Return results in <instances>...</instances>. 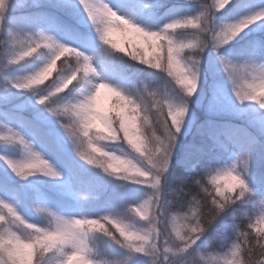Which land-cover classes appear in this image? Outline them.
<instances>
[{
    "label": "snow or ice",
    "instance_id": "obj_1",
    "mask_svg": "<svg viewBox=\"0 0 264 264\" xmlns=\"http://www.w3.org/2000/svg\"><path fill=\"white\" fill-rule=\"evenodd\" d=\"M195 2L199 3L200 0ZM77 5L82 6L86 18ZM229 5H232L229 14L238 18L220 24L214 23L216 14ZM53 6L68 13L69 19L60 21L64 32L77 33L91 43L86 31L90 23L97 33V39L104 45L133 61L160 71L164 62L169 59L170 52L171 60L175 61L184 48L196 46L192 41L177 40L175 35L178 32L188 34L200 30L202 20L213 22L211 36L217 52L229 45L246 28L264 21V0H238L235 5L233 0H228L226 5L221 0H212L210 5H202L203 10L196 15L173 18L158 29L146 28L131 18L118 15L103 0H76L75 3L73 0H55ZM17 12L14 0H0V32H6V41L0 39V44L8 45L0 53V68L18 65L41 49H52L53 54L42 68L31 74L15 78L4 77V93L0 94V115L4 117L0 119V161H3L6 169L5 174L0 176V192L13 198L17 195H31L20 193L13 177L26 180L39 172L53 179L60 178L61 172L57 165L62 164L70 169L73 163L69 156V147L74 150L70 141L77 133L92 129L104 132L111 141H118L128 149H121L120 154L113 151L114 163L104 166L103 172L118 181H132L144 185L152 189V192L142 202L128 204L122 209L99 216L83 213L79 216L72 215L70 206L65 208L68 214H64L47 203L37 204L36 213L50 218L46 223L29 222L19 214L13 204L0 197V264H129L138 256L154 258L151 264H156L157 261L160 264H186L183 259L178 258L192 253L193 250L198 259L192 261V264H264V251H261L264 249V200L260 201L259 213L249 217L246 226L242 227L235 216L230 221H224V230L231 227L235 232V240L230 245L226 239L219 238L218 232L214 239L202 240L208 229L223 219L225 210L238 200L237 196L244 194L242 190L236 192L228 184L220 187V180L234 168H210L206 175L208 183L213 185L211 191L201 180H196L195 183L200 185L199 191L191 194L192 198L187 202L186 210L184 204L175 212L165 205V173L176 148L177 136L181 132L180 128L179 133H176L172 125H179L178 117L185 119V109L188 112L189 101L201 88V76L198 86L196 78H192L195 95L185 98L181 104H174L166 96H157L156 92L149 91L147 85L141 91L125 89L99 78L93 84L85 78L95 73V69L90 62L91 58L82 51L60 42L54 35L44 32L22 33L17 28H6L10 21L19 16ZM117 22L121 27H113ZM81 26L85 30L82 31ZM114 29L138 37L141 43L130 42V48L117 44L110 38ZM21 34L27 38V47L18 51L16 45ZM252 43L254 51L256 41ZM68 57L77 59L71 70L65 71L62 66L68 62ZM217 58L231 82V93L241 104L250 101L258 105L253 120L264 128V111H259L264 110V101L259 100L257 91L258 86L264 84V63H258L254 58L236 63L226 55H218ZM168 67L175 65L169 63ZM249 68L250 79L245 80L244 86L250 92H244L236 81ZM73 73L76 78L64 86ZM111 74L113 79L122 78L123 69L113 66ZM82 81L91 84V89L82 92L80 96L67 98L66 94L70 90H80ZM10 89H15V92ZM101 89L113 93L111 103L116 110L115 115L98 106L97 99ZM187 91L191 92L192 89ZM212 91L215 99L234 107L227 89L223 86L214 85ZM25 92H30L33 99L31 103L23 106L22 111H17L20 106L15 100ZM142 93L153 97L165 132L164 140L160 142L161 150L146 159L139 154L141 145L138 143L139 116L145 109ZM69 112L78 120L70 122L66 118ZM49 116L56 119L52 121ZM56 125H59L62 132L57 131ZM251 142H255L254 138ZM16 147H20L25 153L23 158L17 159L8 154L9 149ZM74 152L81 161L90 166L103 165V162L96 161L87 153L78 155ZM116 157H125L129 162L135 161V164L129 167L125 163L124 168L127 171H122L115 167ZM190 159L191 154H186V167L191 166ZM117 187L122 189L124 185L119 184ZM233 192L236 194H230ZM120 203L123 204L122 198ZM126 217L136 220L140 227L126 222ZM22 231L35 235L25 237ZM45 236L61 238L54 239L47 245L39 243ZM101 243L118 246L123 255L102 254L99 247ZM201 244L210 250L200 251Z\"/></svg>",
    "mask_w": 264,
    "mask_h": 264
},
{
    "label": "trees",
    "instance_id": "obj_2",
    "mask_svg": "<svg viewBox=\"0 0 264 264\" xmlns=\"http://www.w3.org/2000/svg\"><path fill=\"white\" fill-rule=\"evenodd\" d=\"M23 1L24 4H20L17 7V14L19 16L10 21L6 28H17L22 33L34 34L36 32H44L54 35L60 42L82 51L84 55L91 58L90 62L95 69V73L89 74L87 77L93 84L101 76L106 82L119 85L125 89H139L143 91L144 86L147 85L150 91L166 94L174 104H178L181 101L179 89L170 81L166 73L133 61L110 46L104 45L97 39V33L90 23H88L86 31L91 39V43H88L77 33L64 32L60 21L68 20L69 16L63 9L53 6L55 0H51V3H44L42 0H32L30 4L26 0ZM180 1L103 0L118 15L131 18L141 24V26L150 29H158L172 18L192 16L200 12L191 11V9L183 7L178 14L165 19L164 14L167 9ZM73 2L75 3L76 0H73ZM237 2L238 0H235L233 5ZM145 5H148V7H144ZM231 7L232 5L228 8L230 9ZM77 8L86 18V13H84L82 6L77 5ZM228 8L227 10H229ZM81 30H85L83 26H81ZM182 34L185 37H182ZM110 38L117 44L127 45L129 48L131 47L130 42L141 43L138 37L131 34L126 35L118 29H114L111 32ZM175 38L177 40H186L188 35L185 32H178ZM52 54V49H41L19 65L22 69L26 70L25 75H28L39 70V67L44 66ZM67 59L69 65H73L76 63L77 58L68 57ZM57 64L59 65V61ZM113 66L123 69L122 78L113 79L111 74ZM65 71H68V69L66 68ZM90 86L92 85L90 84ZM85 91L86 89L83 88H80L79 91L70 90L66 95L67 98H71L80 96ZM112 98L113 93L110 92L102 109L109 110L115 115L116 110L111 103ZM32 99L31 93L25 92L18 97L17 102L23 101L28 104L31 103ZM22 109L18 108L16 110L22 111ZM25 114L27 115L28 113ZM0 119H4V117L0 115ZM49 119L54 121L56 118L49 116ZM203 120L205 122L204 118L199 119L194 126L195 128L182 137L181 147L172 157L171 166L165 173V205L170 211L175 212L181 204H184L186 210L187 202L192 198L191 194L199 191V186L195 183L196 178L203 176L210 168L212 170L228 168L233 161L247 156L248 171L245 178L250 192L246 193L245 197L237 200L230 208L226 209L223 219L208 229L205 236L202 237V240H211L216 237L218 232L219 238L226 239L230 245L235 240V232L232 231L231 227L225 231L223 227L224 221H230L235 216L242 227L246 226L249 217H254L259 213L261 208L260 201L264 200V144L253 131H248V128L243 126L239 121H232V123L228 124L224 120H221L210 125V123H203ZM56 129L62 132L59 125H56ZM253 138L254 143L251 142ZM103 143L106 145V151H114L120 154L121 149L124 151L128 150L126 145L118 141H105ZM0 150H2V147H0ZM8 154L17 159L23 158L25 155L20 147L9 149ZM186 154H191L190 167H186L184 164ZM69 156L73 162L70 169L62 164L57 165L58 170L61 172L60 178L53 179L39 172L26 180H19L13 177L16 188L20 187L23 190L22 193H31L28 196V200L32 205L36 206L40 203H47L64 212V214H68L65 208L70 206L71 214L76 216H79L81 213L91 216L103 215L115 209H122L128 204L135 205L138 202H142L143 199H147L151 194L140 191L135 186H130L129 190L120 194L119 189L113 188V182L118 180L109 177L95 166H90L86 162L81 161L74 151H70ZM5 169L6 165H4L3 161H0V175L5 174ZM96 177H102L106 181L107 191L97 185ZM201 195L203 194L201 193ZM0 197L5 198V194L0 192ZM121 198L123 204L120 203ZM7 200L12 201V198L8 197ZM16 200L20 204L19 198ZM17 211L26 219L25 212L20 207H18ZM36 222L46 223L42 216L40 221ZM126 222L140 227V224L130 217H126ZM99 247L102 254L123 255L118 246H106L101 243ZM199 250L205 251L210 249H206L201 244ZM152 259L154 258L138 256L134 257L129 264H151ZM178 259H183L186 264H192V261L198 258L195 256V250H193L192 253ZM156 264H160V261H157Z\"/></svg>",
    "mask_w": 264,
    "mask_h": 264
},
{
    "label": "rangeland",
    "instance_id": "obj_3",
    "mask_svg": "<svg viewBox=\"0 0 264 264\" xmlns=\"http://www.w3.org/2000/svg\"><path fill=\"white\" fill-rule=\"evenodd\" d=\"M28 4L32 3V0H26ZM49 1V2H48ZM51 0H42L44 3H51ZM235 0H233L234 2ZM17 7L20 4H24L23 0H14ZM212 0H200L199 3L195 2V0H181L179 3H176L170 6L166 13L164 14L165 19H168L172 16H175L179 13L180 9L185 7L191 9V11H202V5L210 3ZM230 6V5H229ZM228 6V7H229ZM227 7V8H228ZM225 8L224 10L218 12L216 14V20L213 21L216 24H220L223 21L237 19L238 17L231 16L229 14V10ZM229 9V8H228ZM177 18V17H176ZM173 19V18H172ZM7 26V25H6ZM264 21H259L254 23L249 28H246L242 31L231 43L227 46L222 47L218 52L213 51L211 45L205 49L202 59L200 62V76H201V88L196 96L191 98L188 104V112L181 126V132L177 136L176 148L174 149V153L181 147V139L187 134L191 129L195 128V124L201 118L203 123L215 124L216 121L224 120L228 124L232 123V121H239L243 126L248 128V131H253L263 142L264 144V128H261L258 124H256L253 118L256 116L258 105L255 102H244L241 104L231 93V82L228 80L227 75L224 73L222 66L219 63L218 55H226L229 59L236 63H242L245 60L256 59L258 63H264ZM185 37L184 34L181 35ZM0 39L6 41L5 32H0ZM245 39L242 43L241 41ZM253 41L255 43V49L253 51ZM8 47L7 43L0 44V53H2ZM43 67V66H42ZM42 67H39L42 68ZM26 70L22 69L20 65L9 66L7 68H0V94L4 93V85L6 81L4 80L5 76L15 78L17 76H24ZM99 79L106 81L103 77L100 76ZM221 85L225 89H227L229 97L232 101L234 107L227 105L225 102H222L213 97V86ZM11 92H15V89H10ZM110 91L107 89H101L100 96L97 99L98 106L102 109L103 105L106 102V98L109 96ZM181 94V93H180ZM180 102H183L182 94L180 95ZM18 98L15 100V103L19 105V108H23L26 104L25 102H17ZM264 111V110H259ZM74 151L69 147V152ZM173 157V156H172ZM171 166V163H170ZM169 166V168H170ZM168 168V170H169ZM167 170V171H168ZM3 176V175H0ZM33 177V175L28 178ZM96 177L97 185L107 191L106 181L100 177ZM123 184L124 187L122 189L118 188L117 185ZM113 188L119 189V193L123 194L124 191L129 190L130 186L136 189H140V191H145L148 193L152 192V189L141 185L136 184L131 181H116L113 182ZM111 189V188H110ZM179 189V188H178ZM19 192L22 193L23 190L19 187ZM11 196H5V199H8ZM12 201L8 200L9 203L13 204L16 209L20 207L26 215V219L29 222L40 221L41 216L38 215L35 211V205L28 200V196L17 195L15 198L11 197ZM19 198L20 204L16 199ZM14 200V201H13ZM22 205V206H21ZM73 215V214H72Z\"/></svg>",
    "mask_w": 264,
    "mask_h": 264
},
{
    "label": "clouds",
    "instance_id": "obj_4",
    "mask_svg": "<svg viewBox=\"0 0 264 264\" xmlns=\"http://www.w3.org/2000/svg\"><path fill=\"white\" fill-rule=\"evenodd\" d=\"M221 2L226 5L228 0H221ZM212 24L213 22L211 20H207V21L202 20L201 29L193 33H188L187 34L188 38L185 40L186 42L188 41L195 42L196 46L190 48H184L175 61L171 60L172 53L170 52L169 59L164 62V65L161 68V71L163 73H166V76L170 78V81L176 86V88L179 89L183 98H187L195 95L196 90L193 87L192 78L193 77L196 78L197 86H198V81L200 78V62L205 49L208 48L209 45H211L213 51H216L214 47L215 41L211 36ZM113 27H121V25L117 22L116 24L113 25ZM26 47H27V38L23 34H21V38L16 45V49L20 51ZM169 63L174 64L175 67H168ZM62 67L64 68V70L67 68L68 71H70L72 65H69V62L66 61L65 65ZM250 70H251L250 68L245 70L241 76L237 77L236 82L244 92H250V89L244 86L245 80L250 79L249 76ZM75 78H76V74L73 73L72 76H70L69 79L65 81L64 86H66L67 83H70L71 80ZM80 88L90 90L91 86L90 84L84 83L82 81L80 84ZM187 89H192V91L189 92L187 91ZM257 91H258L259 100L264 101V84H260L258 86ZM156 94L159 97H165V96L167 97L166 94H161L158 92H156ZM94 95L95 93H93V96ZM142 95H143V103L145 105V109L140 113L139 116L138 127L140 131L138 135L140 139L138 140V143L141 145L139 154L146 159L152 153L159 152L161 150L162 145L160 142L164 140L165 132L161 126L159 110L156 109L154 106L153 97L147 95L146 93H142ZM96 115H102V114L96 113ZM184 115L186 117L187 109H185ZM66 118L70 122L73 120H78V118L71 112L67 114ZM169 119H171V113H169ZM178 119H179V125L175 123L172 125L176 133H179L180 128L184 121V117H178ZM175 139L176 137L174 136L173 140L175 141ZM105 141H111L110 138L107 136V134L92 129L90 131H85L83 133H77V135L74 136L70 142L73 144L74 151H76L78 155L79 153L84 152L87 153V155L93 157L96 161L103 162V165L102 164L95 165L96 168L103 171L104 166H107L110 163H114L113 157L115 156V153L113 151L105 150L106 145L103 143ZM125 163H128L129 167H131L132 164H135V161L129 162L125 157H116V162H115L116 168H119L122 171L126 172L127 169L124 168ZM228 168L229 169L234 168V170L230 174H226L224 179L220 180L219 182L220 187H223L225 184H228L233 189H235L236 192L242 190L244 194L241 196H237V199L240 200L241 198L245 197L246 193L250 192L249 186L245 178L248 171V157L243 156L238 158L237 160L233 161ZM202 177L203 179H201ZM196 180H201V183L205 184L208 187L209 191L213 189V185L208 183V177L206 173L203 176L196 178ZM197 185L200 187L199 184ZM230 194L235 195L236 193L233 192ZM42 217L45 219L46 222L48 219H50L49 217L44 215H42ZM22 234L25 237H30L35 235L34 233H29L26 231H22ZM62 235L63 234H61V236ZM57 238H61V237L45 236L42 237L38 242L47 245ZM261 251H264V249H261Z\"/></svg>",
    "mask_w": 264,
    "mask_h": 264
}]
</instances>
